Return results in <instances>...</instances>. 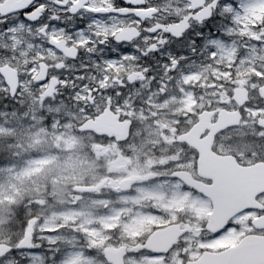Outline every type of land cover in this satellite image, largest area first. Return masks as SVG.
<instances>
[{"label":"snow or ice","instance_id":"snow-or-ice-1","mask_svg":"<svg viewBox=\"0 0 264 264\" xmlns=\"http://www.w3.org/2000/svg\"><path fill=\"white\" fill-rule=\"evenodd\" d=\"M262 9L0 0V264H264Z\"/></svg>","mask_w":264,"mask_h":264},{"label":"flooded vegetation","instance_id":"flooded-vegetation-1","mask_svg":"<svg viewBox=\"0 0 264 264\" xmlns=\"http://www.w3.org/2000/svg\"><path fill=\"white\" fill-rule=\"evenodd\" d=\"M261 11H264V9H262ZM206 163H207V166H209V167H215L217 162L215 160H213V159H210ZM226 171H227V175H228V177H229L230 180H236L235 177L233 176V174H232V172H231L230 169L229 170H226ZM242 179L243 180L246 179L248 181H253V180H260V177L258 175H255L254 174V175L245 176ZM117 183H124V181L118 179L117 180ZM233 243H235V242H233Z\"/></svg>","mask_w":264,"mask_h":264}]
</instances>
